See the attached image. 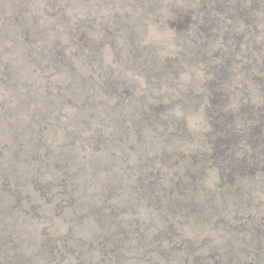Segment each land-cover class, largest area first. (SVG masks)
<instances>
[{"label": "rangeland", "instance_id": "rangeland-1", "mask_svg": "<svg viewBox=\"0 0 264 264\" xmlns=\"http://www.w3.org/2000/svg\"><path fill=\"white\" fill-rule=\"evenodd\" d=\"M194 1L0 0V194L17 197L0 202V242L5 237L22 254H17L20 264H233L223 259L229 249L241 253L238 264H264V235L261 247L241 252L242 242L231 245L230 232L238 226L227 227L241 221L251 226L254 218L264 222L260 168L250 205L222 203L216 195L215 205L210 202L206 211L222 212L203 223L196 214L184 218L188 213L170 210L176 198L169 190L143 193L126 183L157 170L166 183L172 182L185 164L170 152L187 159L198 150L210 152L206 112L211 60L191 61L195 44L185 40L183 24L169 19L173 8ZM261 29L247 44L258 74L264 73ZM179 59L175 80L154 84L150 67ZM251 69L237 61L227 105L254 101L257 112H264V82L250 78ZM111 81L116 84L109 85ZM124 87L128 93L121 98ZM189 90L193 94L183 101ZM171 95L179 96L178 101H171ZM148 102L164 106L165 124H145ZM18 133L24 141L20 159L13 156ZM13 164L29 171L25 177H38L18 180L14 193L2 185ZM198 174L200 188L192 200L219 187L218 166L206 165ZM244 207L246 218L236 220ZM225 212L227 222L221 223ZM105 219L110 225L104 229ZM163 225L179 228L169 242L173 247L166 246L172 248L169 255L153 252L137 258L132 243L147 244ZM110 233L114 243L109 246L115 248L119 238H129L128 245L118 246L113 261L107 257L100 262L96 239ZM77 242L83 244L82 253L69 249ZM6 249L0 243V264L7 261ZM220 249L226 254L220 255Z\"/></svg>", "mask_w": 264, "mask_h": 264}, {"label": "trees", "instance_id": "trees-1", "mask_svg": "<svg viewBox=\"0 0 264 264\" xmlns=\"http://www.w3.org/2000/svg\"><path fill=\"white\" fill-rule=\"evenodd\" d=\"M151 9L154 11L156 8ZM173 9L169 19L176 24H183L186 27L185 33H187L184 36L185 40L190 44H195L194 47L196 49L192 55H189L191 57L190 60H198L204 63H206L207 60H211L208 64V69L210 73L212 72V81L208 86V112H206L207 120L211 125L210 130L206 134L209 135L211 139L210 152H207V150H198V152L192 155V159L185 158L182 153L179 155V152H170L169 154L172 156V159H177L178 157L177 160L185 164L184 171L181 173L182 175L177 174L172 182L166 183L159 170H157L144 177L140 175L138 178L127 179L126 183L143 193L155 191L165 193L169 190L176 198L172 207L169 208L170 210L176 209V211H180L181 213H188L186 216H183L184 218L189 217L190 213L196 214L197 219L203 223L205 220L209 222L213 215L216 214L218 216V214L220 215V212H222L221 209H218L220 212L217 211V213L213 208L211 211L214 210V213H208L206 211L207 205H211L210 202L215 205L216 195L219 196L222 203H228V201L232 200L250 205L254 197L253 182L255 183V181H257L255 180L257 177V169L260 168V171L262 170L261 172L264 174V112H257V103L254 101L244 106H236L237 108H231L227 105L231 91L230 84L232 85L230 77L234 71L233 67L236 66L238 60H244L246 64L249 65V68H252L250 78L261 79V81L264 82V73H257V65H255L257 64L255 63L257 60L252 59L251 52L247 48V44L252 41L254 33H257V28L259 27L260 32L263 31L261 28L264 29V0H195L186 6L179 8L175 7ZM245 41H247L246 44H244ZM216 44L217 47L214 48ZM180 61L181 59L175 63L173 60H168L167 64H164V66L162 65L159 67L157 63L153 67H150V72L157 78L155 83H153L157 85L161 82H167L168 85H170L172 81L175 80L174 75L177 72L176 66ZM111 84L114 86L116 83L111 81L109 85ZM150 87L154 86L151 85ZM104 88L106 89V87ZM126 92L128 93V88L124 87L120 90L119 95L121 98L126 95ZM192 94L193 91L189 90L181 99L185 101V98ZM178 97L179 96L174 97L171 95L169 99H171V101H178ZM158 101H160V99L155 102ZM151 103H147L150 104V112L147 109L146 112H143L145 124H165L167 118L164 112H162L164 106L161 103ZM151 105L154 106L151 107ZM262 107L264 108V105ZM31 122L32 125L35 126L33 119ZM32 125L28 124L27 129ZM162 131H165V129ZM16 135L18 138L15 140L16 143L18 142L20 148L17 147L16 151L14 150L15 153L13 156L20 159L18 154L22 150L21 148L24 141L20 139L19 133ZM159 135L165 136L161 133ZM206 165L218 166L220 172V179L218 181L219 187L218 189L212 188L206 190L204 192L205 196L202 199L195 197L192 200V196L197 186L200 184V176L198 173L202 172ZM9 167L12 171H10V174L2 176V185L6 189L13 190V193L15 191L13 184H19L18 180L26 182L27 180L34 181L38 178L37 175L31 178L25 177L28 175L27 172L29 171L22 169L18 164H13ZM71 176L70 180L72 179ZM68 186L69 183L66 187ZM198 188L200 187L198 186ZM60 191L63 192L64 190ZM68 191L69 190H67V192ZM70 193L69 191V194ZM183 196L186 197L183 198ZM4 198L5 200L17 199V197H13V194L10 193L7 196L5 195V197L0 194V202L3 201ZM147 198H149V196ZM163 201L157 202L163 203ZM14 205L17 204L15 203ZM249 211L254 212V209L250 208ZM3 212L4 210L0 211L2 214ZM244 213L245 215L247 213L245 207L244 210H240L239 216L235 217V219L243 220L242 216ZM110 214H112V212ZM223 215L225 218H220L221 223L227 222L226 212ZM243 217L244 219L246 218V216ZM251 218L253 217L251 216ZM233 219L234 216H232L231 221H233ZM251 223V226L248 224L246 225L244 221L240 223V225L244 224V226L230 223L227 225L229 229L230 226H238V228H235L236 231L230 232L231 245H233L236 240L242 242L238 245L242 248L241 252L247 251L250 249V246L253 247V251L261 247L259 246V241L261 243L264 235V230H262L264 222H257V218L256 221L254 218V221ZM109 225L106 219L103 220L102 227L104 229ZM177 229L174 230L163 225L161 229H158L157 233L159 236L151 237V240L148 241L149 243L147 242L146 244L145 241L141 243H132L134 246L133 253L140 259L151 256L153 252L159 253L158 255H169L168 251L172 248L168 249L166 246L171 245L173 247V244L169 242L174 236V233L179 231ZM2 238L3 240L0 243L3 247L7 246V261H5L4 264H20L21 257L17 256V254H22L18 253L16 249L13 250L12 244L7 243L5 237L2 236ZM128 239L119 238L115 248L114 246L112 248L108 243H114L112 233L100 234V237L96 239L100 245V262L104 259H108L107 257L111 258L113 261V258H115L114 252L118 246L128 245ZM85 241V243L88 242V240ZM80 245L83 244L77 242L75 248L69 246V249L77 253H82ZM64 246H66V243ZM56 247L57 246L54 245V252L58 254V249ZM227 252V256L223 257V259H225L224 261H232L231 263L233 264L243 262L240 257L241 253L238 252V255L231 249L227 250ZM224 254L226 253L220 249V255ZM252 256V258H256L257 252H252Z\"/></svg>", "mask_w": 264, "mask_h": 264}]
</instances>
